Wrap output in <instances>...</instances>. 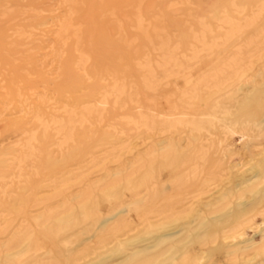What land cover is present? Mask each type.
Instances as JSON below:
<instances>
[{
  "label": "bare ground",
  "instance_id": "1",
  "mask_svg": "<svg viewBox=\"0 0 264 264\" xmlns=\"http://www.w3.org/2000/svg\"><path fill=\"white\" fill-rule=\"evenodd\" d=\"M77 1L55 2L46 58L52 55L51 62L59 63L65 46L76 37L74 71L85 83L95 80L96 86L91 99L78 104L46 99L34 91L39 102L48 101L49 115L26 106L28 99L18 92L16 120L34 126L22 128L19 138L0 153V264H264V148L243 163L231 164L226 158L234 155L228 149L229 139L264 122V65L250 79L255 64L264 61V0H228L211 10L209 18H197V25L188 29L185 51L180 43L172 46V39L162 33L154 46L156 57L147 54L134 61L140 75L137 83H128L114 70L90 75L87 67L94 58L83 50L81 24L74 22ZM141 4L133 7L134 27L148 34L150 25H144L149 21ZM115 20L121 33L122 21ZM153 28V33H159L156 25ZM14 34L17 39L32 36L19 26ZM227 46L233 50L225 60L181 91L180 111L158 112L142 104L141 91L155 94L171 78L188 71L191 63L211 58ZM59 69L57 65L54 72ZM201 95L208 101L199 109ZM227 95L232 98L230 104ZM5 101L0 96V118L10 106ZM195 107L197 113H192ZM110 109L120 113L104 124ZM96 125H103L101 150L62 175L41 181L34 198L36 208L29 219H21L25 207L21 191L38 174L35 163L43 152L41 144L48 142L46 164L54 166L65 161L67 153L71 155L80 145L78 139ZM129 132H134V142L129 141ZM132 181L136 186L131 196L119 193L120 186ZM73 187L77 188L72 191ZM112 194L117 200L103 211L101 199ZM128 202L137 203L138 222H128V210H120ZM117 211L105 220V215ZM258 217H263L261 223ZM99 227L97 235L108 232L109 236L96 244L91 233ZM249 230L261 237H248ZM37 231L63 235L64 241L81 245L85 252L65 255L53 246L45 248Z\"/></svg>",
  "mask_w": 264,
  "mask_h": 264
},
{
  "label": "rangeland",
  "instance_id": "2",
  "mask_svg": "<svg viewBox=\"0 0 264 264\" xmlns=\"http://www.w3.org/2000/svg\"><path fill=\"white\" fill-rule=\"evenodd\" d=\"M56 1L57 0H0V14L2 15V12L4 11L7 12L6 14H8L5 17L0 16V79L3 80L1 85H4L6 88L4 91L0 89V92L2 93H0V96L3 95L6 100L5 102L10 105L9 108L4 111V115L0 118V153L3 152L11 144V142L19 138V134H21L20 130L22 128L29 126H24L25 123H21L24 125H20V121L17 122L16 120V116H18V109L20 108L18 102V92H20L24 98L28 99L26 106L33 108V110H43L44 113L46 112V115H49V113H51V109L48 107V101H45V103H42V101L39 102L36 96L33 95L34 91L43 93L46 96V99L54 98L57 102L66 101L70 104H78L86 101L87 98L90 100L91 94L93 93L94 87L96 86L95 80H93L94 82L92 81L90 83H85L83 80H81L80 75L74 71L73 63L71 62H73V54H75L74 47L76 43V37H72V39L69 41L70 47H68V44V46H65V54L59 63L51 62L52 55L46 58V55L50 53L49 45L52 41V35L50 32L51 27H49V22L51 21V16L56 8ZM78 1L77 6L79 7L77 9V14L74 17V22L75 24H81V38H83L81 42L83 47H81L83 50L85 49L86 52L92 56V58H94V61L91 60L92 63L90 62L91 64L89 63L90 65L87 67V70L90 71V75L95 76L96 72H100V70H114L117 71L119 76L123 79L126 77V81L128 83H137L140 80V75L136 70L135 62L137 59L144 57L147 54H152L151 57L155 58L157 51L154 49V46L159 44L163 34V37L170 39V41L172 39V46L180 43L179 45L182 46V48L180 47V50L185 51L189 41L187 38L188 29L191 26L197 25L196 21H198L200 17L206 16L209 18L211 10L216 9L219 6L222 7L226 5L228 0H152L151 6H147L145 10L146 13L152 14L154 16V22H150L151 19H148L145 16L144 9L142 8L145 19L150 22V24L149 22L144 24L145 26L150 25V29L147 28L148 34L146 31H143L147 35L143 32H140L141 34L138 33L139 31L134 27L135 21L132 13L133 11H129L131 4L133 10V7L136 5L135 4L133 6V3H139V1L142 3L143 0H131V4L128 3V1H125L124 3V0H121V2H119V0ZM117 5L121 6L118 10ZM33 9L38 12V15L34 14ZM117 14H121V21L124 20L123 23L121 22L124 30L123 34V30L121 33H119L120 31L118 30L117 22H114ZM116 19L119 20L118 17H116ZM154 25H156V28L159 30V33H157L159 35H157L154 31L156 37L158 36L157 39L155 38V35H153L154 33L152 31L155 28H153ZM18 26L22 29L24 28L27 32L32 33V36L29 40L24 38L17 39L15 37L14 31ZM159 28H161V30ZM149 33L152 35H149ZM126 36L131 37V40L133 42L136 41L137 43L134 42L135 44H133V42H129L131 40L129 38L126 39ZM147 36H150L151 41H153L149 42L150 39H146ZM133 37H135L136 40H133ZM159 37L161 38L159 39ZM125 39L130 43V45L129 43L125 42ZM239 42L240 41L238 40L237 43ZM230 46H227L226 49H220L221 51H217V54L215 53V55L213 57L211 56V58L204 57L201 58V61L197 64L191 63V68L188 70L189 72L186 71L187 73L184 72L185 74L183 73L179 75L180 77H178V79L177 77H174L176 79L171 78L172 80L169 81L170 84L168 83L166 85H162V87L159 88L155 94L154 92L140 90L141 92L139 99L142 101V104L152 109L156 108L158 112H168L172 110L180 111L181 109L179 108H182V103L180 102L181 91L190 86L198 78L209 73L213 66L215 67L219 65L223 60H225L226 57L230 55V52L232 53L233 48H230ZM67 47L69 48V51L67 50ZM57 65H59L60 69L56 73L54 71ZM262 65H264V61H259L255 64L254 70L256 69V71L250 72V74H253L252 77L262 67ZM97 66L100 68L98 69ZM252 77L250 79L253 81L255 77H253V79ZM250 79L248 80V84L251 83ZM240 85H242V83ZM89 86L92 87L90 88ZM6 92H11L9 97L6 96ZM242 92V90L239 92V96L241 95L240 98L243 97ZM203 96L204 95H201V97ZM201 97V102L198 100V103H201L198 104L199 106H197L199 109L206 107L207 103L204 102V100L208 101V99H205L204 97L201 99ZM227 98L229 99L228 104L233 102L232 98L228 95L226 99ZM203 102L204 104H202ZM201 105H204V107H200ZM195 108L192 109L194 110L192 113H197L198 109ZM113 110L110 109L106 114L104 124H106L108 121H114L117 114L120 113L116 109L114 111ZM33 126L30 125L27 128H31ZM260 129L262 130L260 133L259 131H256ZM253 130H250L251 132L248 131L249 133L246 131L247 134L246 132L245 134L236 133L232 139L227 141V144L229 143L228 149L231 147V154L233 155L234 153L233 156L230 155V158L226 157L228 160L230 159L229 162L231 164H237V161H239L238 163H243L249 160L253 155L263 150L264 122H262L260 127H255ZM102 132L103 125H96L90 133H86L85 136L79 138L80 140L78 139V143H80V145L78 144L75 147L76 150L74 149L75 151L71 155H68L67 153L68 157L65 161L54 166H49L46 164L47 156L45 149L48 145V142L45 141L41 144V149L43 152L35 163V171H37L38 174L37 176L33 177V184H30L26 191H21V195L25 199V207H23L24 209L22 208V213L19 214L21 219H29L32 215L30 211L36 208L34 206V198L38 187L42 184L41 181H46L55 174L62 175L66 169L72 168L73 165L81 164V162H83L85 159H88L91 154H96L99 150H101L100 148H102V146L100 144L102 140ZM129 135L131 136L129 141L134 142V132H129ZM136 151H138V147H136L134 153ZM127 157L131 158V154H129ZM226 158L224 163L227 162ZM115 165L116 164H112L111 168L115 167ZM245 168L246 167L243 169ZM164 171H166V169H164ZM135 186L136 181H132L129 184L120 186L117 190L119 193H124L125 196H131L135 190ZM76 188L77 187H73L72 191H74ZM10 190H15V188L10 187ZM117 190L115 191L117 192ZM116 200L117 199L113 194L108 198H102L101 205L103 211H107ZM136 206L137 203L128 202V204L125 206L127 209L125 207L120 209L124 212L128 210V222L131 220L138 222L136 218L140 212L136 209ZM119 211L113 213V215H105V220H110L111 217L115 216ZM262 218L263 217H258L257 221L261 223L264 219ZM99 231L100 227L98 228V231L91 233L93 235L92 239L96 242V244L104 237L107 238L109 236L108 232L99 233L97 235ZM51 233L53 236L51 235L52 237L50 238L49 235ZM37 236L38 239L41 237L39 241L43 247L52 248L53 246L56 250L60 249L65 255H75V253H81L82 255L85 252L81 245L79 246L76 243L70 244L71 241L69 243L66 240L64 241L65 237H63V235L59 236L51 231H37ZM248 237L258 240L261 237V233H255L253 230H249ZM68 249L71 250L68 252Z\"/></svg>",
  "mask_w": 264,
  "mask_h": 264
},
{
  "label": "crops",
  "instance_id": "3",
  "mask_svg": "<svg viewBox=\"0 0 264 264\" xmlns=\"http://www.w3.org/2000/svg\"><path fill=\"white\" fill-rule=\"evenodd\" d=\"M122 1H123V0H122ZM125 1H128V3L131 4V0H124L123 2L125 3ZM119 2H121V0H119ZM120 4H121V3H120ZM135 4L137 5L138 3H137V2H134V3H133V6H134ZM151 4H152V0H143L141 5H142V8L144 9V14H145V16H146L148 19H151L150 22L152 23V22H154V16H153L152 14H148V13H146V10H145V8H146L147 6H151ZM131 5H132V4H131ZM131 5H130V8H129V11H130V12L133 11ZM117 7H118L117 10H118L121 6H120V5H117ZM132 13H133V12H132ZM133 15H134V14H133ZM116 17L121 18V14H117ZM122 20H123V19H122ZM123 21H124V20H123ZM123 21H122V22H123ZM114 22H116L115 19H114ZM133 32H134V31H133ZM133 32H132V33H133Z\"/></svg>",
  "mask_w": 264,
  "mask_h": 264
}]
</instances>
